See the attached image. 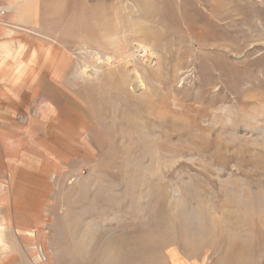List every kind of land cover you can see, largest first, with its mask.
Listing matches in <instances>:
<instances>
[{
  "label": "rangeland",
  "instance_id": "rangeland-1",
  "mask_svg": "<svg viewBox=\"0 0 264 264\" xmlns=\"http://www.w3.org/2000/svg\"><path fill=\"white\" fill-rule=\"evenodd\" d=\"M21 1L58 92L0 133V264H264V0Z\"/></svg>",
  "mask_w": 264,
  "mask_h": 264
},
{
  "label": "crops",
  "instance_id": "crops-1",
  "mask_svg": "<svg viewBox=\"0 0 264 264\" xmlns=\"http://www.w3.org/2000/svg\"><path fill=\"white\" fill-rule=\"evenodd\" d=\"M20 4L24 3L21 0H0V8L6 9L0 25V133L4 128L6 130L7 119L27 117L37 112L39 95L51 101L53 93L58 90L54 78V71L58 68L51 57L48 65L42 62L44 42L33 31L11 27L12 22L21 23L23 19L19 13L11 14L8 7ZM32 18L34 22L35 16ZM27 50L28 62L23 60ZM4 157L6 163L13 162V158L8 160L7 152Z\"/></svg>",
  "mask_w": 264,
  "mask_h": 264
},
{
  "label": "built area",
  "instance_id": "built-area-1",
  "mask_svg": "<svg viewBox=\"0 0 264 264\" xmlns=\"http://www.w3.org/2000/svg\"><path fill=\"white\" fill-rule=\"evenodd\" d=\"M6 14V9L0 8V25L3 23V16Z\"/></svg>",
  "mask_w": 264,
  "mask_h": 264
}]
</instances>
